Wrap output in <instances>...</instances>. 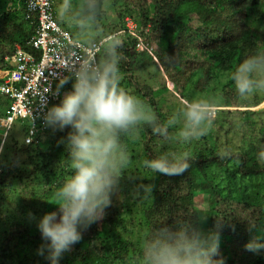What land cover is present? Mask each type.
I'll use <instances>...</instances> for the list:
<instances>
[{"label":"trees","instance_id":"obj_1","mask_svg":"<svg viewBox=\"0 0 264 264\" xmlns=\"http://www.w3.org/2000/svg\"><path fill=\"white\" fill-rule=\"evenodd\" d=\"M104 3L110 4L111 13L119 19L104 32L116 33L123 41L126 59L120 66L121 86L143 99L162 121L165 118L153 97L151 83L138 73L145 59L156 65L157 83H170L173 92L181 98H187L192 88L203 90L214 78L220 82L221 72L230 73L229 79L221 83L220 105L225 108L218 109L211 117L212 128L224 120L219 118L222 113L231 114L229 108L242 102L243 98L234 91L231 72L246 56L264 51V23L255 18V11L264 0H99L98 17ZM82 5L83 0H76L77 11ZM26 15L24 0H0V69L5 66V56L13 55L16 44L39 55L30 44L35 22ZM127 17L136 24L134 32L124 27ZM119 30L121 32L117 33ZM140 42L145 44V49H137ZM70 87L69 83L63 89L67 91ZM4 104L7 105L8 100L0 95V115ZM260 112L264 109H247L240 114L254 116ZM19 121H24L22 140L13 137L7 143V132L1 145L0 264H48L44 256L37 254L43 241L36 220L45 212L56 210L55 192L71 174L67 152L61 142L68 129L59 131L43 125L30 134V141L26 142L28 121ZM211 127L200 137L205 143L196 144L193 150L187 151L191 164L179 176L153 175L143 166L145 159L157 154L153 145L159 138L150 129H141L139 138L129 137L125 141L130 153L129 169L136 168V171H126L118 182L124 194L134 189L138 196L133 195L132 199L143 201L140 216L145 232L166 216L170 221L174 216L200 211L195 198L204 196L206 206L202 213L209 216L201 227L212 229L217 218H222L218 231L219 254L224 264H264V252L245 249L247 241L257 234L249 230L248 223L255 224L258 230L264 229V192L246 199L232 191L222 193L215 183L216 174H221L228 179L231 189L240 179L264 176V165L257 163L256 156L251 153L253 149L243 146L231 150L228 136L224 137L222 147L217 145ZM253 136L251 132L250 140ZM227 149L230 155L221 158L219 153ZM137 158L141 161L139 167ZM131 175L138 177V184ZM38 184L44 189L35 192ZM143 185H151V193L145 194ZM22 186H33V189L23 196ZM129 188L132 189L128 192ZM48 191L49 195H45ZM10 196L17 206L11 205ZM49 200L52 203L47 205ZM126 200V197L111 198L102 218L82 230L81 240L63 254L59 264H136L139 243L131 239L132 219L124 216L130 213ZM138 230L143 232L142 228Z\"/></svg>","mask_w":264,"mask_h":264},{"label":"clouds","instance_id":"obj_2","mask_svg":"<svg viewBox=\"0 0 264 264\" xmlns=\"http://www.w3.org/2000/svg\"><path fill=\"white\" fill-rule=\"evenodd\" d=\"M52 7L58 25L75 35L68 47L79 55L67 75L57 81L52 95L59 96V102L47 106L42 116L45 126L68 129L61 142L71 174L55 192L56 210L36 220L43 241L37 254L44 256L48 264H59L63 254L81 240L82 230L102 218L111 204L113 190L130 165L126 138L150 129L160 140V150L145 159L143 166L153 175H182L189 169L191 158L188 153L169 150L170 146L205 135L212 124L213 107L218 106L206 99L185 100L162 121L143 99L121 86L120 66L126 59L123 41L116 33L105 34L99 24V0H83L79 11L76 0H58L56 6L52 0ZM4 61L0 81L4 79L1 71L13 67L10 61ZM231 81L241 98L264 94V51L239 61L231 72ZM69 83L70 89L61 94ZM219 155L224 158L230 151ZM256 159L264 165V150L257 152ZM142 188L145 194L152 191L151 185ZM208 216L193 211L170 221L168 216L162 218L140 238L136 264H224L219 254L222 218H217L214 228L205 230L201 225ZM248 226L257 234L247 241L245 249L264 252V229L258 230L255 224Z\"/></svg>","mask_w":264,"mask_h":264},{"label":"rangeland","instance_id":"obj_3","mask_svg":"<svg viewBox=\"0 0 264 264\" xmlns=\"http://www.w3.org/2000/svg\"><path fill=\"white\" fill-rule=\"evenodd\" d=\"M58 3V0L54 1V6ZM100 16L98 17V22L102 26L104 31H107L112 28V25L115 22H118L119 19L111 13V7L109 3H104L103 5V10L100 12ZM255 18L259 21H262L264 23V3L261 4L259 7H257V10L255 11ZM113 22V23H112ZM110 26H105L110 24ZM105 26V27H103ZM67 32L68 30L64 28ZM69 33V32H68ZM70 34V33H69ZM74 39L76 38L74 34H70ZM155 63L157 64V60L153 58ZM138 73L142 76V79L145 81H148L151 83L152 90H153V97L158 105L159 110L162 112L163 117L166 119L167 115L175 108L182 106L183 102L185 100L191 101L194 99H206L209 100L212 103V106H218L222 109H224V106H221V83L226 82L227 79H229L230 73H220L218 76L220 77V82H216L215 78L212 79L208 85L204 86L202 89L199 90L197 88H192L188 92V97L187 98H181L178 94L173 92L171 88V84H167L165 82V85H161L157 83V68L156 65L150 61L149 59H145L143 63L141 64L140 67H138ZM196 78H198L196 76ZM218 83V84H217ZM170 86V88H169ZM242 99V98H241ZM240 99V100H241ZM247 100L248 103L245 101ZM242 102L237 104L235 107H230L229 109L232 111L231 114L227 113H222L221 117L219 118H224V120L219 123L218 125H214V127L211 129L213 130L215 134L216 144L219 145L220 147L223 146V140L225 136L229 137L228 142V147L231 150H237L240 147L245 146L247 150L253 149V153L255 156L258 151L264 150V112H260L257 115H241L240 113H243V111H246L247 109L251 110H262L264 109V94H257L255 96L248 97L247 99H242ZM251 102V103H250ZM250 103V104H249ZM6 106V104H4ZM215 107V108H218ZM227 108V107H226ZM3 107L1 109V112L3 114ZM242 111V112H239ZM1 114V115H2ZM24 121H16L8 131V137H7V143L10 142L11 138L15 137L19 141L22 140L23 138V130H21V125ZM228 129V132L225 133V131ZM4 132V129H0V137L2 136V133ZM253 133L254 136L250 140L249 134ZM136 138H139V132L134 136ZM209 138V137H208ZM210 141V140H209ZM199 143H205L204 140H201L200 138L195 139L189 143H184V142H179L177 144H174L170 146L171 151L177 152V153H187V151L190 149L193 150V146ZM245 145H243V144ZM1 144H0V157L1 155ZM154 149L156 151L160 150V140L157 141L156 144L153 145ZM6 148V146H5ZM200 150L201 148H197ZM228 150V149H227ZM197 152V150H196ZM140 158H137L136 165L139 167L140 166ZM129 173H134L136 171V168H132L130 170L129 168L127 169ZM216 174V173H215ZM130 176V175H128ZM131 178L135 180L137 183L138 177L135 175H131ZM139 183V182H138ZM137 183V184H138ZM215 183L217 184V188L222 192V193H227L228 191H232L233 194H239L243 198L248 199L249 196L254 195V194H262L264 192V176H250L246 177L243 179H240L238 185H232L231 189L228 183V179L223 177L221 174H216L215 177ZM136 185V184H134ZM33 189V186H22L21 190L23 191V196H26V194H29L31 190ZM42 190L44 189L41 184L35 185L34 191L36 192L37 190ZM132 188L128 189L131 190ZM116 190V191H115ZM133 192H131V197L130 194H124L123 193V187L122 185L117 182V185L115 189L113 190L111 198H124L126 197V206L130 209V213H126L124 216L126 218L132 219V223L134 225L132 226L131 230L133 231L132 233V241L133 243L137 244L140 241V238L142 237L143 232V219L140 216L141 215V207L143 206V201H136L132 199L138 194L134 192L135 190L132 189ZM127 192V193H128ZM264 194V193H263ZM15 195V194H14ZM45 195H49V191L45 193ZM10 201L12 204L17 206V203L15 202L14 198L10 196ZM14 201V203H13ZM25 201V200H24ZM24 201L21 199V202L24 203ZM195 203L196 207L200 210V212L205 209L206 206V198L203 196H197L195 198ZM47 205L48 203H52V200H49L48 202L46 201ZM34 209V207L32 206ZM138 228H142L143 232L138 230ZM129 235V234H128ZM137 242V243H136Z\"/></svg>","mask_w":264,"mask_h":264},{"label":"built area","instance_id":"obj_4","mask_svg":"<svg viewBox=\"0 0 264 264\" xmlns=\"http://www.w3.org/2000/svg\"><path fill=\"white\" fill-rule=\"evenodd\" d=\"M27 17L35 22L34 35L30 44L38 57L16 45L11 58L5 57L13 65L1 71L4 77L0 81V94L9 102L0 115V129H4L1 145L17 120L28 121V134L25 141H30V134L43 126L42 116L46 107L59 102V96H53L57 81L67 75V70L79 59V55L68 47L74 39L54 18L52 0H24ZM126 28L134 32L135 23L126 18ZM121 32V31H119ZM142 49L143 44H137ZM65 89L61 90V94ZM212 116L217 108L213 107Z\"/></svg>","mask_w":264,"mask_h":264}]
</instances>
